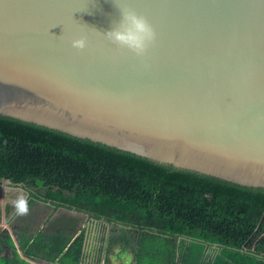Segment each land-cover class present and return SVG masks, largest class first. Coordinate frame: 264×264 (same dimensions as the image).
Segmentation results:
<instances>
[{
    "label": "water",
    "instance_id": "water-1",
    "mask_svg": "<svg viewBox=\"0 0 264 264\" xmlns=\"http://www.w3.org/2000/svg\"><path fill=\"white\" fill-rule=\"evenodd\" d=\"M0 115L264 188V0H0Z\"/></svg>",
    "mask_w": 264,
    "mask_h": 264
},
{
    "label": "trees",
    "instance_id": "trees-1",
    "mask_svg": "<svg viewBox=\"0 0 264 264\" xmlns=\"http://www.w3.org/2000/svg\"><path fill=\"white\" fill-rule=\"evenodd\" d=\"M0 178L31 200L120 225L102 239L133 264H264V188L178 169L105 144L0 115ZM260 223V226H258ZM56 235V236H55ZM50 252L79 264L83 233ZM38 235L37 237H39ZM67 246V248H66Z\"/></svg>",
    "mask_w": 264,
    "mask_h": 264
},
{
    "label": "crops",
    "instance_id": "crops-1",
    "mask_svg": "<svg viewBox=\"0 0 264 264\" xmlns=\"http://www.w3.org/2000/svg\"><path fill=\"white\" fill-rule=\"evenodd\" d=\"M1 186L4 193L0 196V254H19L21 259L27 260L29 264H63L58 258H51L53 254L50 252L52 249L59 248L62 240L48 238L60 232L64 239H70L68 246L83 233V225L88 215L62 206L55 207L50 201L41 199L30 201L31 196L23 186L0 182ZM6 189H11L13 195L18 196L19 200L6 197L5 192H9L5 191ZM7 204L9 208L6 210ZM38 235L40 236L37 237ZM5 237L11 244L4 242ZM104 241L101 250V245L99 246V252L95 258L92 252L89 255L84 254L79 264H104L107 259L106 252H108Z\"/></svg>",
    "mask_w": 264,
    "mask_h": 264
},
{
    "label": "rangeland",
    "instance_id": "rangeland-1",
    "mask_svg": "<svg viewBox=\"0 0 264 264\" xmlns=\"http://www.w3.org/2000/svg\"><path fill=\"white\" fill-rule=\"evenodd\" d=\"M6 184H8V183H6ZM9 185H11V184H9ZM2 189L3 188L1 186L0 187V192H1L0 196L4 193V191L2 192ZM5 191H9V192H5L6 197H11V198H15V199L19 200L18 196L13 195L14 193H12L11 189H9V190L6 189ZM8 205L9 204L6 205V210L9 208ZM0 208H1V204H0ZM104 223H105L104 224L105 229L109 228V231L107 233L108 235H111L114 233L117 234V233L125 231V228L121 227L120 225H114L113 223H107L105 221H104ZM4 242L9 244L10 240L7 237H5ZM106 257H107V259L105 260L104 264H133V260H132L133 255H132L131 250L130 249H122L119 244H114L108 250V252H106ZM0 264H29V263L27 260L21 259L19 254L14 253V254H9V255L0 254Z\"/></svg>",
    "mask_w": 264,
    "mask_h": 264
},
{
    "label": "flooded vegetation",
    "instance_id": "flooded-vegetation-1",
    "mask_svg": "<svg viewBox=\"0 0 264 264\" xmlns=\"http://www.w3.org/2000/svg\"><path fill=\"white\" fill-rule=\"evenodd\" d=\"M104 221H96L93 223L92 228L90 229V224L86 220L83 225V235L84 238L87 235V238L90 237L87 253L88 255L92 252L94 258L99 252V246L101 245L102 239H105L108 236L109 228L104 227ZM91 230V231H90ZM86 255V254H85Z\"/></svg>",
    "mask_w": 264,
    "mask_h": 264
}]
</instances>
